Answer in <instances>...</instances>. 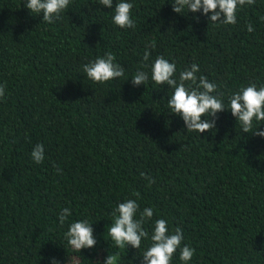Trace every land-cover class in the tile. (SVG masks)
I'll return each instance as SVG.
<instances>
[{"label": "trees", "instance_id": "obj_1", "mask_svg": "<svg viewBox=\"0 0 264 264\" xmlns=\"http://www.w3.org/2000/svg\"><path fill=\"white\" fill-rule=\"evenodd\" d=\"M26 2L0 0V264H96L108 253L118 264H141L149 240L139 250L116 248L107 231L133 192L153 220L183 229V244L196 249L189 264H264V137L241 133L227 109L213 133L187 132L168 114L172 90L151 80L150 67L163 55L178 76L196 63L226 105L241 86L264 84V0L219 26L202 10L175 13L172 0H129L134 29L113 23L119 0L112 8L70 0L51 24ZM150 43L149 81L133 85ZM109 51L125 76L88 79L82 66ZM38 143L39 164L31 157ZM65 207L72 215L61 225ZM85 218L97 245L74 252L64 232ZM144 226L151 234L152 223ZM172 264H183L179 249Z\"/></svg>", "mask_w": 264, "mask_h": 264}, {"label": "clouds", "instance_id": "obj_2", "mask_svg": "<svg viewBox=\"0 0 264 264\" xmlns=\"http://www.w3.org/2000/svg\"><path fill=\"white\" fill-rule=\"evenodd\" d=\"M255 2L256 0H172L171 4L172 10L181 15L202 10L209 22L219 26L235 25L238 11ZM69 4L70 0H27L24 6L32 14L38 15L42 12L43 21L51 24L61 17ZM99 4L112 8L113 0H99ZM132 9L133 3L129 0L116 2L113 8V23L120 28L134 29L136 22L132 19ZM185 9L186 14H184ZM246 26L248 32L254 31L251 22ZM154 48V43L145 46L141 66L131 76L133 85H147L149 73L144 69L149 67L150 49ZM150 67L151 80L157 85H167L172 90L167 100L168 114L181 117L187 132L213 133L217 130L214 117L218 112L227 109L235 117L236 123L239 122L241 133L264 137V128L260 127L264 124L261 123L264 122V84L249 82L246 86H241L227 97L226 105L224 94L218 91L219 86L209 81L207 76L197 75L200 71L198 64L192 63L190 68L180 71L177 76L176 62L174 60L170 62L163 55H157ZM82 70L88 79L100 84L125 76L124 66L116 61L115 54L110 51L84 64ZM4 96V86L0 85V99ZM44 156L43 144H36L31 152L32 160L39 164L43 162ZM141 175L145 174L141 173ZM154 182V178L149 179V183ZM132 195L136 198H128L120 202L111 213L113 221L107 231L113 246L127 250L130 246L139 250L142 242L149 240L150 244L143 253L136 254L142 257L141 264H172L173 256L178 249L180 261L189 264L196 249L189 244H183L185 239L183 229L177 226L170 232L167 219L160 217L153 220L154 209L144 207L141 210L140 193L133 192ZM71 215L70 208H63L58 214L59 223L63 225ZM148 222L152 223L151 234L144 226ZM93 223L85 218L69 224L64 237L74 252L96 247L97 239L93 234ZM52 264H60V261L53 257ZM96 264H118V254L108 253L102 262L97 260Z\"/></svg>", "mask_w": 264, "mask_h": 264}]
</instances>
